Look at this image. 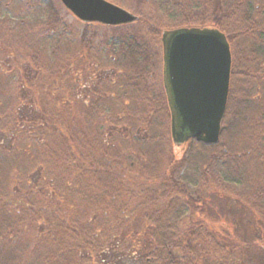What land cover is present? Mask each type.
I'll use <instances>...</instances> for the list:
<instances>
[{
    "label": "trees",
    "instance_id": "obj_1",
    "mask_svg": "<svg viewBox=\"0 0 264 264\" xmlns=\"http://www.w3.org/2000/svg\"><path fill=\"white\" fill-rule=\"evenodd\" d=\"M109 1L137 19L0 0V264H264V0ZM185 27L230 45L215 143L171 138L161 34Z\"/></svg>",
    "mask_w": 264,
    "mask_h": 264
},
{
    "label": "water",
    "instance_id": "obj_2",
    "mask_svg": "<svg viewBox=\"0 0 264 264\" xmlns=\"http://www.w3.org/2000/svg\"><path fill=\"white\" fill-rule=\"evenodd\" d=\"M83 22L120 25L137 15L109 0H60ZM165 86L172 113L174 144L195 138L219 139L227 104L232 55L225 34L215 27H185L162 32Z\"/></svg>",
    "mask_w": 264,
    "mask_h": 264
},
{
    "label": "rangeland",
    "instance_id": "obj_3",
    "mask_svg": "<svg viewBox=\"0 0 264 264\" xmlns=\"http://www.w3.org/2000/svg\"><path fill=\"white\" fill-rule=\"evenodd\" d=\"M58 5V2L56 3ZM61 10V9H60ZM12 79L11 77H9ZM15 78L12 79L14 82ZM230 198H224L222 195L218 197V210L221 211L223 219L227 220L230 225L240 231V235L243 238L250 239V236L254 234V222L253 219L247 214L245 217L243 211L235 202H230ZM231 203V204H230ZM244 226V227H243ZM256 233V232H255ZM132 264H142L141 261L135 260Z\"/></svg>",
    "mask_w": 264,
    "mask_h": 264
},
{
    "label": "flooded vegetation",
    "instance_id": "obj_4",
    "mask_svg": "<svg viewBox=\"0 0 264 264\" xmlns=\"http://www.w3.org/2000/svg\"><path fill=\"white\" fill-rule=\"evenodd\" d=\"M259 6L261 7V4ZM253 8L257 9L256 10L257 14L260 12V17L258 19L259 20H261V19L263 20V18H264V15H263L264 14V8L259 11L258 6H251L250 10H252ZM159 72H160L161 82H162V85H163V82L165 83L164 75H163L164 74V72H163V61H162L161 70Z\"/></svg>",
    "mask_w": 264,
    "mask_h": 264
}]
</instances>
